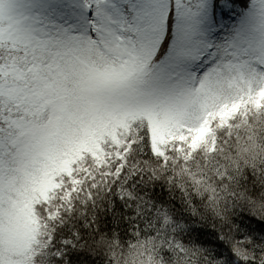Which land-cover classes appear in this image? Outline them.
I'll return each instance as SVG.
<instances>
[{
	"label": "snow or ice",
	"instance_id": "obj_1",
	"mask_svg": "<svg viewBox=\"0 0 264 264\" xmlns=\"http://www.w3.org/2000/svg\"><path fill=\"white\" fill-rule=\"evenodd\" d=\"M0 264H264V0H0Z\"/></svg>",
	"mask_w": 264,
	"mask_h": 264
}]
</instances>
